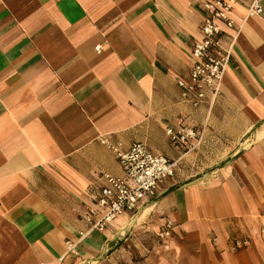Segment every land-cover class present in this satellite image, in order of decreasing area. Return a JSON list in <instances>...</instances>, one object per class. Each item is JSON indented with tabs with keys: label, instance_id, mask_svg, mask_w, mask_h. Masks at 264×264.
Instances as JSON below:
<instances>
[{
	"label": "crops",
	"instance_id": "obj_1",
	"mask_svg": "<svg viewBox=\"0 0 264 264\" xmlns=\"http://www.w3.org/2000/svg\"><path fill=\"white\" fill-rule=\"evenodd\" d=\"M204 1L0 0V264H264V1L194 107L177 81ZM169 127L203 135L175 144ZM134 142L174 175L79 238L103 174L121 175L110 147Z\"/></svg>",
	"mask_w": 264,
	"mask_h": 264
},
{
	"label": "built area",
	"instance_id": "obj_2",
	"mask_svg": "<svg viewBox=\"0 0 264 264\" xmlns=\"http://www.w3.org/2000/svg\"><path fill=\"white\" fill-rule=\"evenodd\" d=\"M264 0H205L204 12L199 28V37L191 47V64L187 78L178 79L180 97L191 106L201 105L207 96L213 103L220 92L224 72L230 63L236 34L239 30L238 20L259 17L263 12ZM243 9V16H235V7ZM227 38V46L223 41ZM98 46L96 50H98ZM165 134L170 141L186 145L193 139L196 144L202 138V131L193 129L167 128ZM102 143H105L102 140ZM194 148V145H191ZM121 169V175L103 174L105 185L102 187L94 205L82 215L83 229L79 238L91 231H103L119 215H133L139 206L156 194V189L165 179L175 172V161L155 154L145 143L134 142L126 150L110 147ZM172 224L166 222L158 231L160 239L170 236ZM263 232V231H261ZM74 243L66 242L67 250ZM248 245V239H235L231 250H239Z\"/></svg>",
	"mask_w": 264,
	"mask_h": 264
},
{
	"label": "bare ground",
	"instance_id": "obj_3",
	"mask_svg": "<svg viewBox=\"0 0 264 264\" xmlns=\"http://www.w3.org/2000/svg\"><path fill=\"white\" fill-rule=\"evenodd\" d=\"M145 212H146V211H145ZM145 212H144V213H145ZM134 219H135V218H134ZM138 219H139V218H138ZM135 220H136V219H135ZM138 221H139V220H138Z\"/></svg>",
	"mask_w": 264,
	"mask_h": 264
},
{
	"label": "water",
	"instance_id": "obj_4",
	"mask_svg": "<svg viewBox=\"0 0 264 264\" xmlns=\"http://www.w3.org/2000/svg\"><path fill=\"white\" fill-rule=\"evenodd\" d=\"M194 182V181H193ZM193 182H191V183H193ZM191 183H188V184H191Z\"/></svg>",
	"mask_w": 264,
	"mask_h": 264
}]
</instances>
